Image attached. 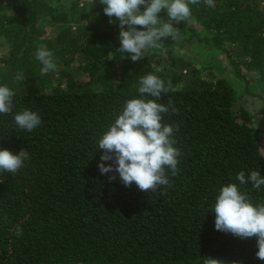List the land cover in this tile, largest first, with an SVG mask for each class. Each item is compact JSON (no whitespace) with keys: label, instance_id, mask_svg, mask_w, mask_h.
Masks as SVG:
<instances>
[{"label":"trees","instance_id":"trees-1","mask_svg":"<svg viewBox=\"0 0 264 264\" xmlns=\"http://www.w3.org/2000/svg\"><path fill=\"white\" fill-rule=\"evenodd\" d=\"M214 3V8L204 0L189 3L191 17L174 24L178 36L223 52L244 91L263 98L264 0ZM87 11L77 32L59 33L57 40H67L59 41L64 48L56 50V40L45 42L62 60L52 58L57 71L42 73L36 59L42 45L34 49L42 32L37 24L46 18L68 23L64 5L0 0V35L8 44L0 54V86L15 93L13 112L0 114V149L15 154L25 148L29 154L17 173L0 171V264H264L255 255L256 238L217 231L210 210L228 184L247 193L253 205L264 204V186L257 190L236 179L240 171L264 176L253 114L233 108L238 88L227 78L199 75L191 60L166 48L164 63L154 59L156 48L132 62L116 51L118 21L109 23L99 0ZM158 16L167 20L164 10ZM17 73L25 79L18 81ZM148 73L166 86L171 81L156 102L168 106L171 100L178 109L174 113L170 106L161 114L162 124L178 126L173 146L181 154L177 174L166 169L171 186L157 192L141 191L134 182L126 187L118 173L98 168L103 152L98 141L125 102L155 99L138 91ZM24 109L42 120L31 132L13 121ZM113 174L116 179L109 180ZM17 225L23 228L20 236L13 232Z\"/></svg>","mask_w":264,"mask_h":264},{"label":"clouds","instance_id":"clouds-1","mask_svg":"<svg viewBox=\"0 0 264 264\" xmlns=\"http://www.w3.org/2000/svg\"><path fill=\"white\" fill-rule=\"evenodd\" d=\"M95 0H93V3ZM200 0H99L103 5L104 14L109 17V23L118 21L119 48L116 50L122 56L127 54L132 62L144 59L151 49L162 46L164 40L176 39L178 31L174 24L187 21L191 17L189 3L198 5ZM204 3L214 8V0H204ZM143 6V10L141 7ZM166 11L167 20L158 16ZM142 26V27H137ZM53 53L41 47L36 53V59L43 65L42 73L57 71V65L52 59ZM16 79H25L23 73H17ZM172 87L169 80L165 81L151 73L139 80L138 91L141 97L148 94L155 99L133 98L125 102L122 113L98 141V150H103L98 163L99 171L103 173H118L124 186L130 187L133 182L141 191L157 192L165 186H171L166 169L171 174H177L180 150L173 132L178 131L172 125L162 124L163 113L178 112L172 101L168 106L157 103L162 93H167ZM15 93L7 86H0V114L13 112V97ZM15 125L28 132L33 131L42 123L38 113L29 109L15 113ZM29 159L25 148L19 153L8 149H0V171L15 174ZM111 160L112 164L104 161ZM116 175L109 176L115 180ZM241 185L251 183L254 189L264 186V176L259 170L251 171L247 176L244 171L236 175ZM161 194H163L162 191ZM215 212L214 227L217 231L231 233L240 239L256 238V257L264 261V204L253 205L247 193L241 192L236 184L222 186L216 196L215 204L210 209ZM13 232L16 236L23 234V228L17 225Z\"/></svg>","mask_w":264,"mask_h":264},{"label":"rangeland","instance_id":"rangeland-1","mask_svg":"<svg viewBox=\"0 0 264 264\" xmlns=\"http://www.w3.org/2000/svg\"><path fill=\"white\" fill-rule=\"evenodd\" d=\"M88 1V2H87ZM52 0L55 4L64 5L65 11L69 14L70 21L68 23H51L49 18L40 19L37 26L42 29V32L36 36L34 41V49L37 50L40 46L46 47L45 42L50 41L51 43L56 40V50L60 49L62 43L67 42L65 38L57 40L60 32H65L73 35L72 32H77L79 28L84 25L87 10L93 5V0ZM9 12V11H8ZM195 29L199 27L194 25ZM198 28V29H197ZM60 41V42H59ZM37 42V43H36ZM44 42V44H42ZM0 54L4 53L8 49V44L3 40L0 35ZM163 46L156 48L154 51V59L164 63L166 61L163 50H171L176 57L186 58L191 60L199 69V75L216 79L218 77H224L232 81V83L240 91V98L234 102L233 108L236 109L238 106H242L249 110L253 114V123L257 129V137L260 141L261 149L264 151V94L262 97L256 94L249 95L244 91V82L242 79L236 77L230 64L227 62L223 52L213 49L212 47L204 44L203 42L191 39L189 41L183 40L181 36L172 39L169 37ZM64 48V46L62 47ZM58 53V52H57ZM61 54H53L54 60L61 61ZM68 57H64L66 60ZM79 58V56L77 57ZM248 78L252 82V86L256 85L257 82L253 79V75L249 74Z\"/></svg>","mask_w":264,"mask_h":264}]
</instances>
